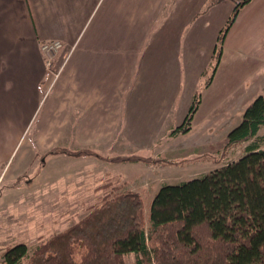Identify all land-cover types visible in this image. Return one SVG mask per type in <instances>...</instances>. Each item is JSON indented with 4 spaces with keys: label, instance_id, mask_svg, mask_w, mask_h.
Masks as SVG:
<instances>
[{
    "label": "crops",
    "instance_id": "crops-1",
    "mask_svg": "<svg viewBox=\"0 0 264 264\" xmlns=\"http://www.w3.org/2000/svg\"><path fill=\"white\" fill-rule=\"evenodd\" d=\"M263 3L241 10L224 51L234 49L242 11ZM234 8L233 0H0V179L15 185L31 168L42 177L67 164L58 178L77 187L61 191L98 201L110 187L154 199L162 185L186 182L173 170L186 162L170 164L187 151L182 135L170 136L181 123L166 122L187 113ZM47 41H61L62 56L74 48L56 81L40 48ZM54 148L153 161L43 157Z\"/></svg>",
    "mask_w": 264,
    "mask_h": 264
},
{
    "label": "trees",
    "instance_id": "trees-1",
    "mask_svg": "<svg viewBox=\"0 0 264 264\" xmlns=\"http://www.w3.org/2000/svg\"><path fill=\"white\" fill-rule=\"evenodd\" d=\"M233 1L232 16L203 74L211 68L215 74L227 33L253 0ZM199 93L194 94L188 114L173 128L171 137L192 130ZM262 128L264 96L246 108L241 123L227 137L228 148L251 143L238 161L183 183L162 185L148 213L139 193L123 187L105 190L102 200L85 217L34 250L26 244L7 249L4 264H127L129 255H134L136 264H264ZM58 154L111 163L153 161L138 156L107 158L90 149L54 148L43 157Z\"/></svg>",
    "mask_w": 264,
    "mask_h": 264
},
{
    "label": "rangeland",
    "instance_id": "rangeland-1",
    "mask_svg": "<svg viewBox=\"0 0 264 264\" xmlns=\"http://www.w3.org/2000/svg\"><path fill=\"white\" fill-rule=\"evenodd\" d=\"M263 10L264 3L242 11L233 30L234 49L222 50L215 74L212 68L200 74L195 90V94L200 92V105L192 121V130L176 141L178 145L187 147V151L177 155L176 159L180 160L170 162L187 164L173 169L177 179L192 180V173H199L196 177H200L246 155L251 143L230 148L226 144L229 133L241 123L246 108L257 97L264 96ZM58 57L62 61L66 53ZM210 79L211 85L206 87ZM190 106L191 103L187 113H183L180 119L175 121L172 116V121L168 120L166 124H182ZM260 136H264V128ZM261 146L264 148V144ZM197 159L198 163L187 162ZM68 168L67 164L56 163L42 177L37 176L36 168H31L15 185L8 178L5 181L0 179V264H4L3 254L7 249L26 244L32 251L53 235L76 224L92 207L98 205L94 194L61 191L62 188L77 187L69 183L74 179L66 176L58 178V174L66 173ZM144 198L145 211L148 213L153 195H145ZM126 262L136 264L134 255L127 256Z\"/></svg>",
    "mask_w": 264,
    "mask_h": 264
},
{
    "label": "built area",
    "instance_id": "built-area-1",
    "mask_svg": "<svg viewBox=\"0 0 264 264\" xmlns=\"http://www.w3.org/2000/svg\"><path fill=\"white\" fill-rule=\"evenodd\" d=\"M63 45L61 41H47L40 45L46 68L53 75L54 81L58 80L61 76L74 49L71 48L62 61L58 60V55H61L64 50Z\"/></svg>",
    "mask_w": 264,
    "mask_h": 264
}]
</instances>
